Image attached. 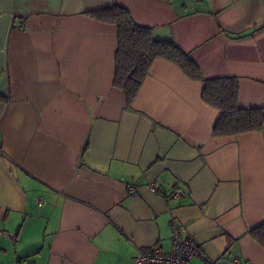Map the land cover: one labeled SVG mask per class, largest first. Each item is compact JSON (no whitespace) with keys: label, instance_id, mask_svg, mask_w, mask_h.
I'll return each instance as SVG.
<instances>
[{"label":"crops","instance_id":"crops-1","mask_svg":"<svg viewBox=\"0 0 264 264\" xmlns=\"http://www.w3.org/2000/svg\"><path fill=\"white\" fill-rule=\"evenodd\" d=\"M113 4L264 108V27L232 37L264 0H0V264H133L170 249L171 222L215 264H264V128L214 136L203 82L163 58L127 104L116 27L88 15Z\"/></svg>","mask_w":264,"mask_h":264},{"label":"trees","instance_id":"trees-1","mask_svg":"<svg viewBox=\"0 0 264 264\" xmlns=\"http://www.w3.org/2000/svg\"><path fill=\"white\" fill-rule=\"evenodd\" d=\"M88 15L116 27L112 85L124 93L127 104L136 96L153 61L163 58L178 66L189 79L203 82V101L220 111L212 128L214 136L237 135L264 128V108L239 105V85L235 76L204 78L199 64L187 51L171 39L154 38L152 28L136 23L130 11L121 5L113 4L93 10ZM262 27L264 22L232 37H244ZM248 233L264 246V222L249 229Z\"/></svg>","mask_w":264,"mask_h":264},{"label":"built area","instance_id":"built-area-1","mask_svg":"<svg viewBox=\"0 0 264 264\" xmlns=\"http://www.w3.org/2000/svg\"><path fill=\"white\" fill-rule=\"evenodd\" d=\"M16 26L20 29L26 28L22 21H18ZM128 194L137 196L135 185L128 186ZM184 195L180 186L175 185L169 195L170 199H180ZM41 201V199H38ZM171 247L169 250H160L153 247L147 251H140L134 259L133 264H190L191 258L202 259V264H215L216 259L209 256L203 248L196 243L185 230L184 226L171 222ZM3 232L0 230V234ZM11 236V234H7ZM18 264H31L28 260H21Z\"/></svg>","mask_w":264,"mask_h":264}]
</instances>
